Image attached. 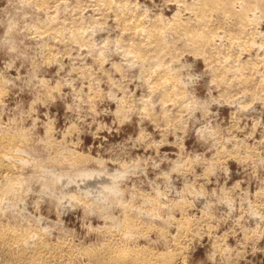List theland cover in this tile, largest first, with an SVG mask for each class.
I'll return each mask as SVG.
<instances>
[{
	"label": "rangeland",
	"instance_id": "1",
	"mask_svg": "<svg viewBox=\"0 0 264 264\" xmlns=\"http://www.w3.org/2000/svg\"><path fill=\"white\" fill-rule=\"evenodd\" d=\"M93 1L54 0V8L57 11L53 9L51 13L44 11L41 7L42 11L39 10V6L33 0H25L24 5L21 0H0V79L2 78V81L4 79L2 84L4 89L0 100V133L21 134L22 136L25 135L26 138L23 144L25 149H22V155L25 156L22 157L28 162L20 165L22 168L25 167L24 171L21 170L22 168L20 169L21 173L23 172L25 175L23 178L26 181L24 190L27 192L25 191V197H22L24 208L27 209L25 212L27 211L26 213L32 215L43 213L51 221L60 223L62 228L60 226L55 227L57 231H67L66 235H76L77 240H82L89 235L88 232L96 234V228L99 225L102 226V221H104L103 218L96 216V211L90 215L81 207L82 199L87 200L88 203L93 201L92 204L99 200L94 194H87L83 190L84 185L90 183L91 180V183L96 184L88 187L99 188L98 190L105 193L106 189H102L112 184L119 187L121 192L123 191L122 195H117L118 198L115 196L117 200L107 197L115 203L121 198V201L124 200L126 203L128 201V204L133 203L135 207L141 206L145 209L148 205L146 203L150 200L156 202V206L160 203L156 210H151L147 206L149 211L146 209V215L142 216L144 220H147L148 213L150 221L155 220L164 224L169 220L168 217L171 219V216L178 220L194 221L195 219L197 233H194L193 240L190 239L191 242L190 240L185 241L186 247L183 245L184 250L186 249L184 252L187 251L185 253L187 256L186 264H191V262L192 264H264V91L260 90L254 83L247 85V89L244 85L236 89L233 88L234 90H230L232 88L223 89L224 84L221 81V78L222 80L225 78L228 82H234L238 80V76L241 78V76L246 75L252 76L253 80L255 78L254 81H256L261 75H257L258 77L253 75L258 72L264 73V63L259 60L262 55L256 58L257 61H255V56L251 58L254 61H247L249 64L244 65L243 74L239 75L235 71L219 74L217 71V75L213 68L219 67V64L226 67L228 62L229 65H233V62L240 64L241 61L248 59L249 54L247 52L250 50L248 46H243V42L241 44V41L236 40L237 45L235 41L229 39V27L218 21L214 22L216 27L218 25L217 31L221 30L220 33L224 34L218 42L221 45H226V47L222 45L215 48L214 51L208 50L206 53L193 50L194 53L191 51V55L189 54L190 49L186 46H180V41H177L178 43L172 41L171 45L175 46L172 53L173 57L178 55L177 57L180 56L181 58L174 57V60L168 58L169 61H173H170L169 64L175 69L172 72H175L177 77L180 72L179 75H183L178 79L182 82L183 86H181L186 92L182 90L183 95L186 94L183 101L187 100V103L186 101L183 102L184 106H181L180 110L179 104L165 100L160 90L149 89L145 76L149 65L147 64V69H145L146 67L142 68L138 66L139 63L132 62L133 59L130 56L131 59L122 53L123 48L120 47H125L128 40H124L125 37L119 33L121 26L116 23L112 12L108 11L107 15H103L104 17L98 13V16L97 2ZM126 1L130 2L128 5L134 11L136 10L135 12L139 15L141 12L146 14L141 16L146 22L156 17L160 18V23L163 21L168 23L170 17L172 19L179 7V3L175 0ZM184 12L186 13L184 14ZM187 13L188 10L182 8L179 18H186ZM63 16L65 17L63 18ZM160 16H162V20ZM42 21L43 23L40 24ZM97 21L101 23L98 24ZM260 21L261 18H258V25H260ZM60 22L61 25L58 24ZM51 23L62 28L59 37L54 36V30L51 31L50 27L53 26ZM69 25L70 27H68ZM33 26L36 27L33 28ZM117 26L120 29L115 28ZM77 27L86 29L87 44L70 39L69 30ZM261 27L264 30V21ZM48 30L51 37L47 33ZM225 33L228 34V37ZM119 36L120 38H118ZM168 36L170 39L174 38L173 33L168 34ZM259 36L242 40H248V44L256 43V45L251 46L254 47L253 50L250 47L251 53L256 51V46L258 47V43H260L259 40L261 39V42L264 40L263 36ZM252 39L254 41H251ZM230 43L236 45L238 52L235 50V46ZM230 45L234 50L231 49ZM45 46L46 50L44 49ZM47 46L50 54L47 53ZM114 47L117 48L113 49ZM89 50L92 52H88ZM180 50H184L183 53ZM219 51H221L220 55L222 56L218 54ZM208 52L211 54L210 56ZM228 53H231V56ZM237 53H240V57L236 55ZM242 53L243 55H241ZM212 54L216 57L220 56L217 57L215 64L208 59V57L212 59ZM257 62L259 65L261 64V68L255 64ZM172 63L174 64L172 65ZM132 65L136 67L134 68ZM140 69L144 75L140 73ZM81 71L82 73H80ZM85 72L86 74H84ZM214 74L219 78H215ZM233 74L235 76L232 78ZM226 75L230 76L225 77ZM248 86H251L252 89H249L251 87ZM256 90L259 96L255 94ZM260 93L263 100H260ZM123 96L127 97L129 101H125L126 98L124 99ZM161 97L164 98V101ZM119 103L123 105L121 106ZM173 105L178 107H173ZM163 109L165 110L163 111ZM171 110H173L172 115L175 116L171 115L173 119H170ZM174 111L177 112L178 116L180 115L179 112L182 111L183 116L181 114L180 117H182H178ZM164 117L172 123L167 122ZM177 118L180 120L178 121ZM59 144L63 146H59ZM58 150H61L63 155L56 153ZM75 158L77 159L76 164L72 163ZM37 163L40 165H38L39 168L36 166ZM62 163L66 164L63 165ZM47 167L48 169H46ZM49 168L50 171H48ZM37 170L39 171L38 175ZM82 170L102 172L103 176L106 174L105 177H108L107 181L104 177H98V173L93 176L95 178L92 176L79 177L78 174ZM61 172L64 173L62 179L65 181L64 183H56L55 187L58 191L65 188L66 193L69 192L66 194L67 204L70 199L72 200L70 201L72 205L69 203L70 206L65 210L57 209L54 203L49 206L50 197H46V193L44 194L41 190L45 178L52 176V174H61ZM103 172L105 173L103 174ZM64 175L69 176L65 178ZM80 184L83 186L79 187ZM31 185L35 186L32 188ZM144 195L149 198L144 197ZM158 195L160 196L159 200ZM156 196L157 200L155 199ZM37 197L39 201H36ZM160 200L162 202H157ZM98 202L100 200L96 204ZM164 202L166 204H162ZM76 203L78 204L76 205ZM174 203L177 204L178 211L175 205L174 209L172 208ZM178 203L184 206L181 205L182 207H180ZM170 207L172 211L169 209ZM179 208L187 210L182 214L179 212L182 211ZM119 210L117 208L112 214L119 217L121 215ZM258 213L259 215L261 213L262 217H260L261 215L257 217ZM154 215L155 217H153ZM254 216L257 218L255 219ZM203 224L206 225L203 226ZM207 225L211 232L209 228L206 229ZM166 226V230L175 231L174 228ZM208 233L209 236H207ZM155 234L152 232V235ZM213 236L214 238L220 236L218 240L227 246L219 241L217 243ZM221 237L223 238L221 239ZM214 243L217 244L214 245ZM216 246L218 249H214ZM218 251L222 253L219 254ZM223 251L227 253L224 254Z\"/></svg>",
	"mask_w": 264,
	"mask_h": 264
},
{
	"label": "bare ground",
	"instance_id": "2",
	"mask_svg": "<svg viewBox=\"0 0 264 264\" xmlns=\"http://www.w3.org/2000/svg\"><path fill=\"white\" fill-rule=\"evenodd\" d=\"M21 1L24 5L25 0L24 1L21 0ZM33 1L37 6H39V10H41V11H42V9H44V11L46 10V11L52 13L53 9L56 10L54 8V6H55L54 0H33ZM94 1L97 2V5H96L97 6L96 10L98 11L97 15L99 13L103 16V15H107L108 11L110 13L112 12V14L115 18V21H117L116 23L119 24V26H121V29L118 26L115 28H119L121 30V32H119V33H121L125 37L124 40H128L127 44L125 43L126 44L125 47H120V48H123L122 53L124 55H127L128 58L131 57L133 59L132 62L139 63L138 66H140L142 68L146 67L145 69H147V64L149 65V69L146 70L147 74H145V76L147 78L145 76H143L144 78H146V81L149 84V89L154 88L156 90L157 89L160 90L161 93L163 94L165 100L167 99L168 102L172 101L173 103H175L177 105L179 104L180 110H181V106H184L183 102L186 101V103H187V100L183 101V99H184L183 97H185L186 94L183 95L184 94L182 91V90H184V88L182 87L183 84L178 79V77H180L182 74L179 75L181 72L179 74L176 73V74H178V77H177V75H175V72L174 73L172 72V70H175V69H173L172 66L169 64L172 59L174 60V57L178 56V55L177 56L174 55V57H173L172 53H173V48L175 46L171 45L172 41H174L176 43H178L180 41L181 42L180 46H186V48L190 49V52L188 50L189 54H191V51H193V50L197 51V52H201V53L204 51V53H206V51L210 50L212 52V51H214L215 48H219V46H222V45L226 47V45H224V44L221 45V43L218 42L219 40H221V37L224 34L220 33L221 30L217 31L218 25L216 27V25L214 23L215 21H218L220 23L223 22L229 27V31H228L229 32L228 34L230 35L229 39H231L232 41H235V43L237 41L238 42L241 41V44H242V42H243V46L246 45L249 47L250 53H248L249 51L248 52L246 51L247 54H249V57H247L248 59L245 58L246 60H244V61L238 60V61H241L240 64L239 63L235 64V62H233L234 63V64L232 63L233 65H229V62H228V65H226V67H223L224 65L220 66V64L218 62L219 67L216 66L215 68H213L216 71V74L218 75L217 71H219V74L224 73V72H228V71H230L231 73L235 71V73H237L239 75L243 74L242 72H243V68L245 67L244 65L247 63L249 64V62H247L249 60L254 61L253 59H251L254 56H255L254 57L255 61H257L256 58L261 57V55H262V58H260L259 60L261 61V63L262 62L264 63V40H262V42H261V39H260L259 40L260 43L257 42L258 47L256 46L257 49L253 53H251V51L253 50L254 47H251V46L256 45V43L251 42V44L250 43L248 44V42H249L248 40L242 41L243 39L254 38V36H256V35H258V36L261 35L264 37V30L261 27V25L264 21V0H175L179 3V5H178L179 7L177 9V12L174 13L172 19L170 17V20H168L169 21L168 23H164V21H163V23H160V18H156L155 17L156 15L154 16L156 19L154 18L151 21H148V19H147L148 22L144 21L143 17H141L144 13L142 14V12L139 11V9H138V11L141 12L140 13L141 15L136 13L135 12L136 10L134 11V9H131V7L128 5L130 2L128 3L126 0H122V1H120V0H94ZM60 3H61V1H60ZM134 5H135V3H134ZM40 7L42 9H40ZM94 8H95V6H94ZM182 8L188 10L186 18H184V19L179 18V14H180V11ZM56 11H55V13H56ZM185 13L186 12H184V14ZM144 15H146V14H144ZM49 16H50V13H49ZM60 16H62V15H60ZM95 16H96V14H95ZM147 16H149V15H147ZM64 17L65 16H63V18ZM160 17L162 20V16H160ZM258 18L259 19L261 18V21L259 22L260 25H258ZM48 19H49V17H48ZM108 19H109V15H108ZM150 19H151V16H150ZM53 20H55V19H53ZM66 20H67V18H66ZM92 21H94V19ZM170 21H171V23H170ZM113 22H114V20H113ZM42 23H43V21L40 22V24H42ZM99 23H101V22H98V24ZM58 24L61 25V22ZM38 25H36V26H38ZM49 25H50V23H49ZM51 25H53V24L51 23ZM220 25H219V27H220ZM226 25H224V26L226 27ZM36 26H33V28ZM41 27L45 28L43 26H41ZM68 27H70V25ZM84 27H86V26L84 25ZM215 27H216V29H215ZM50 28H51V31L54 30V36L59 37L62 28L61 27L59 28L58 25L57 26L53 25ZM50 28H49V30H50ZM100 28H101V26H100ZM41 29H38V30H41ZM221 29H222V25H221ZM49 30L47 33H49V36H50ZM64 30H65V28H64ZM66 30H68V29H66ZM92 31H94V30H92ZM97 31H100V30H97ZM171 33L174 34V38H172L173 40L168 38V37H170V36H168V34H171ZM43 34H45V33H43ZM228 34H226V37H228L227 36ZM69 35H70L69 36L70 39L74 40L75 42H80L83 44L84 43L87 44V42H88V39L85 37V36H87L86 35V29L83 27H77V28L70 29ZM120 36L118 38H120ZM118 38H117V41H119ZM226 40H228V39H226ZM68 41H70V40H68ZM251 41H254V40L252 39ZM226 42H228V41H226ZM229 42H230V40H229ZM176 43H175V45H178ZM231 45H230V47H231ZM233 45L235 46V50H236V45L235 44H233ZM75 46H77V44H75ZM122 46H124V45H122ZM228 47L229 46H227V48ZM230 47H229V49H230ZM250 47L252 48V50ZM115 48H117V47H114L113 49H115ZM44 49L46 50V46L44 47ZM231 49H233V48L231 47ZM47 51H48L47 52L48 54L51 53L49 51V47H48ZM90 51L91 50H89L88 52H90ZM183 51H181V52L183 53ZM194 51H193V53H194ZM236 51L238 52V50H236ZM43 52H45V51H43ZM118 52H119V50H118ZM174 52L176 53L175 50H174ZM220 52L221 51H219V53H218L219 55L221 54ZM184 53H186V52H184ZM201 53H198V54L200 55ZM224 53H223V55L225 56ZM231 53H233V51ZM240 53H237L236 55L239 56ZM243 53L241 55H243ZM195 54H197V53L195 52ZM208 54H209V52H208ZM230 54H229V56H231ZM203 55H205V54H203ZM210 55L211 54H209V56ZM213 55L214 54H212V59L208 57V59L212 60L213 63L214 62L216 63L217 57L222 56V55H220V56L216 57ZM236 55H234V56H236ZM226 56H228V55H226ZM97 58H99V57L97 56ZM168 58H170L171 60L169 61ZM177 58H181V57L179 56ZM177 58H176V60H178ZM205 58H206V56L204 57V59ZM231 60L232 59L230 58V61ZM236 60H237V58H236ZM222 61H223V59H222ZM222 61H221V63H222ZM234 61H235V59H234ZM171 62H173V61H171ZM209 62H211V61H209ZM206 63H208V62H206ZM128 64H130V63H128ZM173 64L174 63H172V65ZM223 64H224V62H223ZM230 64H231V62H230ZM255 64L259 65L258 62ZM129 66H128V69H129ZM132 66H134V65H132ZM259 66H260L259 68H261V64ZM263 66H264V64H263ZM119 67H120V65H119ZM135 67L136 66H134V68ZM177 67H175V68H177ZM141 69H140V71H141ZM213 69H211V70H213ZM251 69H253V68L251 67ZM138 70H139V67H138ZM246 70H248V69H246ZM121 71H122V69H121ZM180 71H181V69H180ZM258 71H259V69H258ZM260 71H261V69H260ZM86 72L84 74H86ZM230 72H228V73H230ZM251 72H253V71L251 70ZM80 73H82V71ZM140 73L142 74V71ZM248 73H249V71H248ZM258 73L257 74L253 73L254 75L251 73L253 76L256 75L255 77H258L257 75H261L260 77H258L256 79V81H254L255 78L253 80L252 76L249 77L246 75V76H241V78H240V76H238L239 78L237 81L235 80V78H236L235 77L234 82L233 81L228 82V80L226 81L225 78L222 80L221 77H223V76H221L220 78H221L222 83L224 84L223 85L224 87L222 86V84H221V86L223 89L224 88H226V89L232 88L230 90H234L236 88L241 87V85H244V87L247 89V85H253L252 83H254L260 90L264 91V73L263 72H260L261 74L260 73L258 74ZM216 74H214V76ZM142 75H144V73ZM229 76L226 75L225 77H229ZM233 76H235V74L232 75V78H233ZM216 77H218V76H215V78ZM218 78H217V80H218ZM229 80H230V78H229ZM3 81H4V79H3ZM3 81L1 78L0 79V100H1V96L3 94V89H4V87L2 85ZM221 81H220V83H221ZM148 84H147V86H148ZM248 87H251V86H248ZM223 89H221V90H223ZM246 89H245V91H246ZM249 89H252V87ZM186 90L188 91V89H186ZM254 90H255V88H254ZM240 91H241V89H240ZM240 91H238V92H240ZM242 91H244V90H242ZM245 91L243 93H245ZM184 92H185V90H184ZM257 92L258 91L256 90V93L255 92H253V93L258 95ZM154 93H155V91H154ZM149 94H151V93H149ZM251 95H252V91H251ZM155 96H156V94H155ZM246 96H247V94H246ZM260 96H261V98L260 97L259 98L261 100L264 96L262 97L261 93H260ZM254 97H256V96H254ZM161 98H162V101H164V98L163 97H161ZM188 98H189V96H188ZM121 99L123 100V98H121ZM124 99H125V101H129V99L127 97H124ZM255 99H257V97ZM120 103H122V102H120ZM120 103H119V105H121ZM170 106H172V105H170ZM163 107H165V106H163ZM173 107L177 108L178 106L173 105ZM164 110L165 109H163V111ZM172 111L173 110H171V114H170L171 118L170 119H173V117H175L172 115V113H173ZM183 111H184V109H183ZM181 112H179L180 115L182 114ZM164 113H166V112H164ZM175 113L177 115V112H175ZM180 115L179 116L177 115V116L180 117ZM163 116H165V114ZM182 116H183V114H182ZM164 118L166 119V117H164ZM179 120L180 119H178V121ZM166 121H167V119H166ZM168 121L171 122L170 120H168ZM14 126H16V125H14ZM15 129H16V127H15ZM15 131L17 132L18 130L16 129ZM3 132H4V130H3ZM24 136H22L21 134H15V133L14 134H11V133L1 134L0 133V264H186L187 263V256L185 255V253L187 251L184 252L186 249L184 250L183 245H185V241L190 240V239L193 240L192 237L194 236V233L195 232L197 233V231L195 230L197 227V223H196L195 219H194V221H195V223H194V221H192V220H178L175 217L172 218V216L170 219V217L167 216L169 220L167 219L168 221L164 224V223H158L155 220L150 221V219L148 218V214H149L148 213L146 217H147V220L149 219V221L144 220L142 216L146 215L147 206L150 207L151 210H156V207L160 203L156 206V202H154L152 200H150L151 201L150 202L148 199V201L150 203L149 202L146 203V201H144V203L148 204L146 206V209H145V207H141V206L135 207L133 205V203L128 204L129 203L128 201H127V203L124 200L121 201L120 197H121L123 191L121 192V189H118L119 187H116L112 184H110V186L107 185V186H105V188L102 189V190L106 189V192H105L106 194L104 192L98 190L99 188L95 189V187H88V186H92V185L96 184L94 179H93V181L95 184L91 183L92 181L90 180V183L88 182L86 185H84L83 190H85L87 194H89V193L91 195L94 194L100 200V202H98V204H96V202L99 201V200H96L95 204H92L93 201H92V203H91V201H89L90 203H88V202H86L87 200L85 201L82 199L83 203L81 204L80 203L81 199H80V200H78V201H80L78 203H80L82 205L81 207H83L84 211L87 212V214L89 213L91 215V214L95 213V211H96L97 212L96 216H98V218H100V217L103 218L104 221H102L103 222L102 226L99 225L98 228L95 227L96 228V230H95L96 234H93V232H92V234L90 232H88L89 235L85 236L82 240H77L75 237L76 235L75 236L74 235L69 236V234L66 235L67 231H65V232L64 231L61 232L59 230L57 231L55 229V227L60 226V223L51 221L47 216H45V214L43 215V213L39 214V212H38L39 215H32V214L26 213L27 211L25 212V210H27V209L24 208V204L22 203V201H23L22 197H25L24 193L26 190H24V189L26 187V185H25L26 181L23 178V176H25V175L23 174V172L21 173V170H23L25 167L22 168V166H20L22 163L25 164L26 162H28L26 158H25L26 159V161H25L22 157V156H25V155H22V153H23L22 149L24 148L23 144H24L25 139H26ZM26 144H28V143H26ZM26 144H25V146H26ZM52 144H53V141H52ZM49 145H51V144L49 143ZM59 146H63V145L59 144ZM46 147L48 148V146H46ZM59 151H60V153H59ZM50 153H51V150H50ZM56 153L63 155V153H61V150H58V152H56ZM64 154L66 155V153H64ZM59 157H58V159H59ZM221 157H222V155H221ZM222 158H224V156ZM58 159L56 160L57 162H58ZM63 160H65V159H63ZM76 160L77 159L75 158V160H73L72 163H75ZM32 161H30V162H32ZM60 162H62V161L60 160ZM69 162H70V159H69ZM79 163H81V162H79ZM62 164L64 165L66 163H62ZM38 165L39 164L37 163L36 166L39 168L40 165L39 166ZM78 165L79 164L77 163V166ZM33 167H35V166H33ZM43 167H41V168L43 169ZM41 168H40V170H41ZM46 169H48V167ZM55 169H56V166H55ZM50 170L51 169L49 168L48 171H50ZM53 170H54V167H53ZM34 172L36 174V170ZM38 172L39 171L37 170V175H38ZM104 173L105 172H103V174ZM62 174H64V173L61 172V174H52V176H50V177L47 175L48 178H45V182L42 183L41 190L44 194L46 193V197H50L49 198L50 199L49 206L50 205L52 206V203H54V205L56 206L57 209L65 210L70 206L69 205L70 201H72L70 199L69 202L67 201L68 204L66 203V198H67L66 194L67 193L69 194V192L66 193L65 188H62L61 191H58L55 187V184L58 182L64 183L65 180L62 179V176H63ZM96 174L98 177H104V179L106 178V181H107L108 177L107 176L105 177L106 174L103 176L102 172H94V171L89 172L88 170L87 171L82 170L79 172L78 176L79 177H90V176L93 177ZM66 176H69V175H66ZM66 176H65V178H67ZM97 176H96V178H98ZM113 177H115V176L113 175ZM28 178H30V177H28ZM33 178H34V175H33ZM93 178H95V177H93ZM86 179H88V178H86ZM100 179H103V178H100ZM26 180H28V179L26 178ZM40 181H42V180H40ZM115 181H117V179H115ZM114 182H113V184H114ZM77 185H78V183H77ZM34 186L35 185H33V186L31 185L32 188ZM81 186H83V185L80 184L79 187H81ZM32 192H33V189L31 190V193H30L31 195H32ZM35 193H37V192L35 191ZM47 194H48V196H47ZM118 194H121L119 196L120 201L115 203L112 199L118 198V196H117ZM138 194H137V196H138ZM141 194L139 195L140 199H141ZM106 195H108V196H106ZM115 196H116V198H115ZM146 196L147 195H144V197H146ZM70 197H72V196L70 195ZM96 197H95V199H96ZM107 197H109V198L111 197L112 199L110 200ZM68 198H69V195H68ZM143 198H142V200H143ZM156 198H157V196L155 197V199ZM23 199L26 200V198H23ZM47 199L48 198H46V200ZM155 199H153V200H155ZM159 199H160V196H159L158 200ZM46 200H45V202H46ZM53 200H55V201H53ZM36 201H39L38 197H37ZM157 202H162V201L160 200ZM78 203H76V205ZM144 203H143V206H145ZM70 204L72 205V203H70ZM162 204H166V203L164 202ZM184 204H186V203H184ZM167 205H169V204H167ZM174 205H175V208L177 210V204L174 203L173 207L172 206L171 207L174 209ZM178 205L180 207H182L181 205H183V204L178 203ZM186 206H187V204H186ZM171 207L169 209L172 211ZM188 207H189V205H188ZM117 208L120 209L119 214L121 212V215L119 217L112 214L113 211L115 212L117 210ZM34 209L35 208H33V210ZM72 209H73V206H72ZM179 209L182 210L181 208H179ZM54 210H52V211H54ZM81 210H82V208H81ZM176 210H175V212L178 211V210L177 211ZM183 210L179 211V212H182V214H183V212H185V210H187V209H185L184 211ZM151 212H153V211H151ZM159 212H160V210H159ZM116 214H117V212H116ZM59 215H60V212H59ZM158 215L160 216V213ZM255 215H257V213H255ZM260 215H261V213H260ZM260 215L258 213L257 217H259ZM153 217H155V215ZM254 217H255V219L257 218L256 216H254ZM260 217H262V215ZM202 218H204V217H202ZM261 220H259V221L261 222ZM208 223H210V222H208ZM263 224H264V222H263ZM165 225H167L166 227H168V228L169 227L174 228L175 231L172 232V231H168V229L166 230ZM205 225L206 224H203V226H205ZM208 225H210V224H208ZM210 227H211V225H210ZM208 228H209V226L206 229L208 230ZM63 229H65V228H63ZM63 229H61V230H63ZM91 231H93V230H91ZM209 231L211 232V229ZM68 232H69V230H68ZM152 232H155L156 234L152 235ZM198 234L200 236V232ZM199 236H196V237H199ZM207 236H209V233ZM214 236H216V235H214ZM214 236H213V238H214ZM219 237L214 238L217 240V243L219 241L218 240ZM222 238L223 237H221V239ZM249 238H250V236H249ZM201 239H203V238L201 237ZM246 239H248V238H246ZM211 241H212V239H211ZM190 242H191V240H190ZM220 243H222V242H220ZM216 244L214 243V245H216ZM222 244H224V243H222ZM224 245H226V244H224ZM211 246H213V245H211ZM218 246H216L215 248L213 247V248L218 249L217 248ZM185 247H186V245H185ZM225 249L227 250V248H225ZM220 250H222V249H220ZM221 253L222 252H219V254H221ZM223 253H224V251H223ZM225 253H227V252H225ZM226 258H228V256H226ZM191 264H192V262H191Z\"/></svg>",
	"mask_w": 264,
	"mask_h": 264
}]
</instances>
